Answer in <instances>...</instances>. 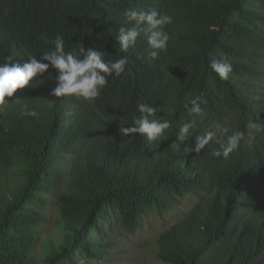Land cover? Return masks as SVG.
I'll return each instance as SVG.
<instances>
[{
	"label": "trees",
	"instance_id": "obj_1",
	"mask_svg": "<svg viewBox=\"0 0 264 264\" xmlns=\"http://www.w3.org/2000/svg\"><path fill=\"white\" fill-rule=\"evenodd\" d=\"M170 15L167 48L156 58L142 31L119 49L125 11ZM59 34L65 50L82 44L104 59L126 56L120 75L94 100L49 94L55 70L34 77L0 103V264H95L113 241L111 218L129 232L141 216L198 195L162 231L152 256L165 264H264V12L257 0H0V64L40 58ZM44 37L43 39L41 37ZM226 55L221 80L210 61ZM200 97L202 112L184 104ZM171 121L149 141L124 135L137 103ZM34 111L35 116L26 114ZM217 126L214 140L192 151L199 118ZM191 122L188 141L178 126ZM243 133L228 158L212 151ZM59 232L46 231L49 203ZM134 264H146L142 259Z\"/></svg>",
	"mask_w": 264,
	"mask_h": 264
},
{
	"label": "clouds",
	"instance_id": "obj_2",
	"mask_svg": "<svg viewBox=\"0 0 264 264\" xmlns=\"http://www.w3.org/2000/svg\"><path fill=\"white\" fill-rule=\"evenodd\" d=\"M124 16L131 23V27L119 29L116 39L120 51L127 52L130 47L135 46L137 38L145 30L148 33V44L153 49L150 52L151 58H156L160 51L167 48L170 35L165 30V26L173 22L170 15L161 14L155 10H127ZM51 44L52 49L44 52L40 58L29 56L23 63L0 64V103L4 102L5 97H13L18 89L25 88L34 77L43 76L49 69L55 70V86L50 89V95L75 96L91 101L100 95L101 89L108 82L107 77L113 74L120 76L128 63L126 56L106 60L103 52L91 47L86 49L82 44L76 51H66L64 38L59 34L51 40ZM210 68L221 80H227L233 71L232 63L226 55L213 58L210 61ZM184 108L189 116L199 115L202 112L200 97L197 96L186 102ZM137 110L140 114L133 117L129 127L121 128L122 134L140 133L152 141L164 135L165 131L171 127V121L155 118L157 109L153 106L138 101ZM26 114L36 115L34 111H27ZM191 128V122L181 123L175 133L178 141H188ZM214 137L215 132L212 130L196 135L192 151L200 152L214 140ZM242 138V132L234 131L219 144L218 149L212 151V155L228 158L239 148Z\"/></svg>",
	"mask_w": 264,
	"mask_h": 264
},
{
	"label": "rangeland",
	"instance_id": "obj_3",
	"mask_svg": "<svg viewBox=\"0 0 264 264\" xmlns=\"http://www.w3.org/2000/svg\"><path fill=\"white\" fill-rule=\"evenodd\" d=\"M259 8L264 12V0H257ZM200 126L197 130L200 134L212 130L217 133L215 123L205 122V115L202 114L199 118ZM264 125V118L259 122ZM227 138V137H226ZM200 197L196 194L175 198L172 207L166 211L158 212L156 209L148 211L147 214L141 216L138 228L129 232L119 222L111 218V229L107 231L108 239L113 241L111 247L106 250L103 258L96 260L95 264H134L140 260H144L146 264H165L155 259L152 256V249L155 247V241L159 234L169 227L172 223L178 220L187 209L198 201ZM53 203H49L47 210L50 214L55 212L52 207ZM56 215L50 217L49 225L47 226L48 232L53 234L59 232L58 227L54 223ZM76 261L91 264L86 259H81V254L76 252ZM61 264H71L63 262Z\"/></svg>",
	"mask_w": 264,
	"mask_h": 264
}]
</instances>
